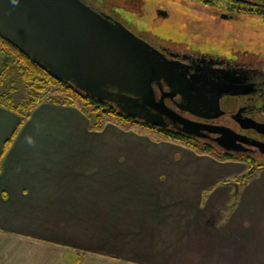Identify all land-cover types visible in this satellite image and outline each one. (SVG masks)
<instances>
[{
	"label": "crops",
	"instance_id": "0c3cea01",
	"mask_svg": "<svg viewBox=\"0 0 264 264\" xmlns=\"http://www.w3.org/2000/svg\"><path fill=\"white\" fill-rule=\"evenodd\" d=\"M19 121L0 107V264H264V168L236 190L244 162L90 130L75 106Z\"/></svg>",
	"mask_w": 264,
	"mask_h": 264
},
{
	"label": "water",
	"instance_id": "95a60500",
	"mask_svg": "<svg viewBox=\"0 0 264 264\" xmlns=\"http://www.w3.org/2000/svg\"><path fill=\"white\" fill-rule=\"evenodd\" d=\"M0 33L58 78L98 99L112 101L125 114L161 127L168 125L163 118L166 115L178 131L208 138L226 152L238 151L241 143H249L264 154V141H249L227 126L189 119L164 102L165 95L179 93L176 106L180 110L217 117L222 113L220 97L238 93L240 77L236 80L229 70L202 67L187 77L189 67L168 59L85 0H0ZM162 82L171 93L156 100L152 85L161 88ZM252 86L249 84L248 90ZM248 126L258 131L264 128L252 120Z\"/></svg>",
	"mask_w": 264,
	"mask_h": 264
},
{
	"label": "rangeland",
	"instance_id": "374dc122",
	"mask_svg": "<svg viewBox=\"0 0 264 264\" xmlns=\"http://www.w3.org/2000/svg\"><path fill=\"white\" fill-rule=\"evenodd\" d=\"M85 1L119 20L137 36L163 52L165 56L168 51L164 46L168 45L198 52L208 50L222 55H232L237 60L264 67V0ZM156 9L165 10L169 15L168 18L153 20L151 11L156 12ZM220 13L231 14L232 18L223 20L219 16ZM8 58L11 61L14 58L16 60L12 52L1 50L0 70ZM9 84L13 88L9 96L14 103H24L31 98L26 82L17 73L3 80L0 92L8 90ZM217 120L237 130L231 119L222 116ZM258 134H260L259 131H254L253 136L259 137ZM199 139L225 151L212 140ZM236 154L250 155L264 160V154L257 151L251 154Z\"/></svg>",
	"mask_w": 264,
	"mask_h": 264
},
{
	"label": "trees",
	"instance_id": "16d2710c",
	"mask_svg": "<svg viewBox=\"0 0 264 264\" xmlns=\"http://www.w3.org/2000/svg\"><path fill=\"white\" fill-rule=\"evenodd\" d=\"M12 52L16 60L6 59L5 65L0 70V86L3 80L17 73L26 82L31 98L24 103H14L9 94L13 91L12 85L8 90L0 92V107L9 109L20 116L17 127L29 117L30 113L41 102H51L60 105L77 107L89 120V129L101 130L105 124L111 123L126 130L135 131L147 135L154 141H168L182 145L201 155H209L219 161H241L247 165L246 170L230 179H224L220 183L225 185L240 186L254 177L256 173L264 168V160L256 159L245 154H236L222 151L214 145L197 137L184 134L180 131L167 129L137 119L131 115L121 112L111 101L98 99L78 89L70 81L58 78L43 65L35 62L30 56L9 42L0 33V51ZM14 133L4 142L0 153V161L10 147ZM236 197V195H234ZM235 201V199H234ZM233 201V203H234Z\"/></svg>",
	"mask_w": 264,
	"mask_h": 264
},
{
	"label": "flooded vegetation",
	"instance_id": "af4514ba",
	"mask_svg": "<svg viewBox=\"0 0 264 264\" xmlns=\"http://www.w3.org/2000/svg\"><path fill=\"white\" fill-rule=\"evenodd\" d=\"M151 14L153 20L167 19L169 16L163 9H156V12L153 10ZM219 16L223 20L232 18V15L227 13H220ZM212 31H214V29H212ZM164 48L168 51V54H166L168 59L178 61L189 67L187 77H190L197 68L202 67L206 70H229L236 80L240 77L242 81V87L238 93L224 94L220 97L219 105L222 113L217 117H199L188 111L180 110L176 106V102L180 101L181 98L179 93L172 96H164V102L168 107L189 119L201 123L224 125L231 128L227 123L218 122L217 120L222 116L227 117L232 120V124L237 128V130L231 128L235 132L247 137L249 141H264V128H262V131H259V138L253 136L254 131L258 132V130L248 126L250 120L264 125V67L255 66L251 62L237 60L235 56L232 55H222L208 50H199L200 52H198L185 48L169 47L168 45L164 46ZM161 84V88L157 84L152 85L156 100H159L164 93H171V88L166 83L162 82ZM249 84L253 85L251 90H248ZM163 118L168 125L162 127L178 131L172 126L171 119L166 115H163ZM209 135L215 136V134ZM207 139L208 138H206V140ZM208 140L211 141L210 139ZM238 147L240 149L234 151L235 153L251 154L256 151L260 153L259 148L253 144L241 143Z\"/></svg>",
	"mask_w": 264,
	"mask_h": 264
},
{
	"label": "clouds",
	"instance_id": "9594fccd",
	"mask_svg": "<svg viewBox=\"0 0 264 264\" xmlns=\"http://www.w3.org/2000/svg\"><path fill=\"white\" fill-rule=\"evenodd\" d=\"M17 2V0H13V3H16Z\"/></svg>",
	"mask_w": 264,
	"mask_h": 264
}]
</instances>
